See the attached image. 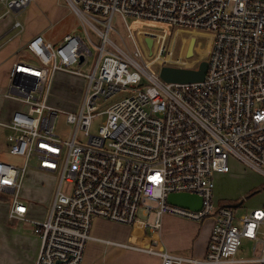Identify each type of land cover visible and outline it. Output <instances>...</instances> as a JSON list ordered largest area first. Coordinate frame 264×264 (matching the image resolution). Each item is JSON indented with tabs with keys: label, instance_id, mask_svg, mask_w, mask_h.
<instances>
[{
	"label": "built area",
	"instance_id": "obj_1",
	"mask_svg": "<svg viewBox=\"0 0 264 264\" xmlns=\"http://www.w3.org/2000/svg\"><path fill=\"white\" fill-rule=\"evenodd\" d=\"M68 1L88 39L67 33L54 43L42 33L33 35L10 69L5 93L25 104L6 124L13 130L7 136L9 152L25 159L21 164L0 159V192L12 196L11 220L33 221L41 241L35 264H82L96 218L138 222L157 234L166 214L194 220L213 216L214 226L204 259L159 250L156 237L150 247L140 248L159 255L163 264L234 262L244 237L256 241L254 250L262 243L245 260L264 264V239L259 238L264 208L236 222L234 206L215 201V175L230 171L231 156L264 174V0ZM31 2L0 0V21L10 16L13 28L23 31L19 14ZM116 14L133 51L113 25ZM136 23L166 29L165 47L158 34L143 33L140 40ZM180 27L211 34L201 81L169 82L160 76L162 65L155 66L166 60L168 39ZM112 30L125 46L110 37ZM147 37L152 46L158 40L154 53ZM85 66L90 72L83 71ZM58 71L88 80L80 111L65 112L74 125L67 137L55 130L63 109L48 100ZM119 91L129 93L100 107ZM32 156L38 169L60 173L42 220L28 217L29 206L20 198ZM65 181L73 184L70 192L62 190ZM174 192L202 196V208L169 202Z\"/></svg>",
	"mask_w": 264,
	"mask_h": 264
},
{
	"label": "rangeland",
	"instance_id": "obj_2",
	"mask_svg": "<svg viewBox=\"0 0 264 264\" xmlns=\"http://www.w3.org/2000/svg\"><path fill=\"white\" fill-rule=\"evenodd\" d=\"M19 19L24 25V29L22 31L23 34L21 33V35H24L27 30L30 32L36 28L44 27V35L51 38V40L55 43L61 41L68 32H76L82 38L88 39L86 38L85 28L81 17L72 9L68 0H33L31 4L19 14ZM7 20L12 19L10 16H7L1 21ZM113 25L115 29L122 34L128 47L133 51L135 46L132 40L127 37L128 30L118 14H116L113 18ZM135 25L138 28V36L140 40L143 37V33L158 34L163 37L162 47H165L167 37L169 35V32L166 29L160 27V25L152 27L142 23H136ZM173 32V37L171 36L168 39V47H170V49L169 53L165 55L166 60H164V63H157L155 66L160 67L161 65L168 64L198 67L202 60L207 59L212 44V37L210 33L182 27L175 31L173 30ZM110 37L122 46H125L115 31H111ZM193 39V54L189 55V49L191 47L190 44ZM95 40L97 41L98 39L95 38ZM157 42L158 40L156 42L154 41L155 45H153L150 49L153 53L156 50ZM90 47L94 48L91 45ZM157 54H159L160 59L163 58L162 52L158 51ZM96 57L97 49L95 48L94 55L91 57L92 62L96 59ZM152 66H154V64H152ZM90 68L91 67L85 66L83 67V71L88 73L90 72ZM87 86V78L64 71L56 72L51 80V83H49V102L63 109V111L59 112L55 120V130L63 137H67L70 134V131L74 129V125L70 124L66 120L65 112L70 110L74 113H78L80 111L85 99ZM128 93L129 92L119 91L106 103H99V105L101 108H104L106 105L119 100ZM24 108L25 107H20L17 110H22ZM10 120L11 117L7 119L8 122ZM0 129H2V127H0ZM96 129L97 121H95L92 131L95 132ZM4 132L6 134H3L2 139L0 140V158L12 163H23L25 159L23 156L11 154L8 150L9 140L7 136L9 133L13 132V130L8 129V133L7 131ZM78 136L79 139H82L80 133ZM229 163L230 171L228 173L215 175V201L219 205L224 204L225 201H230L232 204L242 201V204L233 207L235 221L237 222L240 215L250 213L256 207L264 208V174L251 168L233 156L230 157ZM59 174V171L46 172L38 169L36 157H31L30 166L23 178L20 197L29 206V212H32H28V217L31 219L42 220L47 216L56 190L60 184ZM72 188V183L65 181L62 184V190L64 192H70ZM11 198L12 196L10 194H4V224L11 221L9 216ZM14 220L21 224L26 222V224L30 223L34 225L31 220H25L23 222L17 221L20 219ZM107 221H110V224ZM121 224L124 223L116 222L110 219L105 220L104 218H97L94 220L93 229L116 230L122 228ZM132 226H134L133 235H135L134 237L138 240L145 239L149 234L143 224L137 222ZM260 234L261 237L264 238V223L261 224ZM245 239L246 238L242 239V248L251 252L253 250V242ZM260 248H262V243H260ZM254 251L255 256L258 252L256 250ZM254 262L260 264L257 261Z\"/></svg>",
	"mask_w": 264,
	"mask_h": 264
},
{
	"label": "crops",
	"instance_id": "obj_3",
	"mask_svg": "<svg viewBox=\"0 0 264 264\" xmlns=\"http://www.w3.org/2000/svg\"><path fill=\"white\" fill-rule=\"evenodd\" d=\"M11 19L0 22V127H2L0 129V140L2 135L6 134L4 131L8 133V129L12 130L6 125L8 123L7 119L11 117L15 110L25 107V104L21 101L5 96L9 84L10 69L22 54L27 41L37 33L44 35V27L36 28L30 32L27 30L24 35H21L22 31L13 28L14 19L12 17ZM45 38L54 42L48 36H45ZM17 221L23 222V220ZM107 222L110 224V221ZM121 225L122 228L116 230L92 228L93 238L87 244L82 264H163L159 255L140 249L150 247L155 237L158 239L157 246L159 250L204 259L214 226V217L207 216L202 220H194L174 214H166L159 232L156 234L146 228L149 234L141 240L134 237V226ZM260 232L261 227L259 238L263 240L264 238L261 237ZM244 238L253 242V250L249 252L242 248V242L235 255L236 261L222 264H258L254 261L245 260L254 257L256 241L251 238ZM40 242V238L34 232L32 224H26V222L21 224L15 220L4 224V192H0V264H35ZM260 243H257V252L260 250Z\"/></svg>",
	"mask_w": 264,
	"mask_h": 264
},
{
	"label": "water",
	"instance_id": "obj_4",
	"mask_svg": "<svg viewBox=\"0 0 264 264\" xmlns=\"http://www.w3.org/2000/svg\"><path fill=\"white\" fill-rule=\"evenodd\" d=\"M148 45L152 46L153 39L151 37L146 38ZM194 39L190 44L189 55L193 54ZM83 58V56H82ZM208 67L207 59L202 60L197 68L174 66V65H162L160 68V76L169 82H192L201 81L205 78ZM169 202L191 208L194 210H200L203 206V198L200 195L188 193V192H174L168 197ZM242 204V201L236 204H229L236 206Z\"/></svg>",
	"mask_w": 264,
	"mask_h": 264
},
{
	"label": "trees",
	"instance_id": "obj_5",
	"mask_svg": "<svg viewBox=\"0 0 264 264\" xmlns=\"http://www.w3.org/2000/svg\"><path fill=\"white\" fill-rule=\"evenodd\" d=\"M226 202V203H225ZM224 204H232L230 201H225ZM236 204V203H235Z\"/></svg>",
	"mask_w": 264,
	"mask_h": 264
}]
</instances>
